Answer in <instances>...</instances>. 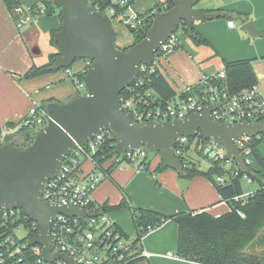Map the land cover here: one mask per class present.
I'll use <instances>...</instances> for the list:
<instances>
[{"label":"water","instance_id":"1","mask_svg":"<svg viewBox=\"0 0 264 264\" xmlns=\"http://www.w3.org/2000/svg\"><path fill=\"white\" fill-rule=\"evenodd\" d=\"M170 1L172 8L155 14L145 37L121 51L115 46L117 33L109 18L93 10L87 0H53L60 9L61 27L54 34V42L61 54L54 58L52 69H69L75 61L90 60L84 77L86 94L64 103H48L46 125L38 129L25 148L0 143V208L20 209L38 225L39 231L32 243L42 247L41 257L47 262L59 259L75 264L65 254L51 253L53 217L62 214L77 217L83 223L84 216L89 214L86 210L49 205L42 199L44 185L58 174L75 144L92 140L103 131L111 132L116 154L143 147L149 153L158 154L163 166L178 175L183 174V165L174 156L176 137L194 138L199 134L205 140L213 138L222 144L227 158L234 160L242 173L252 175L234 141L242 136L264 135V119L219 123L211 117L218 105H210L182 120L138 123L121 105L120 93L135 80L141 65H152L160 45L181 24L192 28L195 22L211 16L194 8L200 0ZM126 29L133 32L129 25ZM241 29L251 38L264 37V32L257 31L250 21ZM208 155L212 157L213 153ZM179 187L183 191L187 181L180 179Z\"/></svg>","mask_w":264,"mask_h":264},{"label":"built area","instance_id":"2","mask_svg":"<svg viewBox=\"0 0 264 264\" xmlns=\"http://www.w3.org/2000/svg\"><path fill=\"white\" fill-rule=\"evenodd\" d=\"M87 3L93 10L105 14L112 27L116 25L126 29L129 25L134 30L142 23L139 11L129 0H87ZM39 9L43 12L45 7L41 5ZM161 12H165L164 6H161V11H153L154 16ZM227 26L233 28L234 24L227 22ZM179 43V38L173 33L160 45L152 65H141L138 76L122 91V97L119 96L121 105L130 113L134 122L161 123L182 120L192 113H201L210 105H218L211 112V117L219 123L255 122L264 119V99L258 88L253 86L230 95L224 68L203 77L194 85L184 87L171 100L162 102L154 90L146 86V78ZM82 61L83 68L80 71L64 70L76 92L86 89L85 81L80 80L78 74L86 73L91 65L90 60ZM47 118L45 108L32 105L22 120L25 125H36L40 129L46 125ZM263 136L257 135L254 138L242 136L234 141L243 156L244 164L249 169L253 157L251 140H261ZM192 139L197 140L194 151L191 150L193 141L190 143L189 138L177 136L174 142V156L181 160L183 169L191 164L197 165L189 156L192 153L205 158L208 165L211 161L219 162L234 177L241 173L243 183H252L251 178L238 169L234 160L227 158V153L218 140L213 138L205 140L199 134ZM109 141L114 142L111 132L103 131L92 140L75 144L74 149L65 156L58 174L46 181L42 192V199L49 205L86 210L89 214L84 216L83 223L77 217L62 214H56L51 222L50 237L53 241L51 253L65 254L75 264H127L129 259L136 255L149 258V254L142 248V240L157 228L147 227L139 243L134 245L133 240L115 227L102 206L93 202V192L101 182L108 179L112 169L133 167L135 172L150 170L152 160L149 159V152L145 148L139 147L116 154L114 142L109 146L113 148L111 155L106 157L102 152ZM199 150L202 151V156L197 155ZM208 151L213 153L212 157H209ZM100 156L102 162L98 163L95 157ZM197 166L203 169L201 163ZM215 181L219 185H224L226 178L218 176ZM248 194L243 193L234 198V201H242L245 204ZM236 212L241 218L244 217L240 210ZM38 231V225L22 210L0 208V264H66L59 259L53 262L42 259V247L32 243ZM35 232L37 233L34 236ZM163 257L186 261L171 252H166Z\"/></svg>","mask_w":264,"mask_h":264},{"label":"crops","instance_id":"3","mask_svg":"<svg viewBox=\"0 0 264 264\" xmlns=\"http://www.w3.org/2000/svg\"><path fill=\"white\" fill-rule=\"evenodd\" d=\"M17 1L20 8L11 12L0 0V128L19 123L32 105L41 106L49 100L64 103L77 96L63 70L23 77L33 65H45L49 55L57 51L50 43V33L61 27V20L60 10L56 8L50 16L40 14L31 20L26 11L34 5L40 6L43 0ZM195 9L211 15L193 24V29L207 44L197 46L184 36L189 45L180 43V48L157 65L175 94L218 72L225 63L250 60L257 80L255 87L264 99V37L251 38L241 29L250 21L257 31L264 32V0H200ZM227 22H233L234 27H228ZM41 39L46 43L44 57L38 49ZM73 65L71 71H80L83 61H75ZM6 133L3 130L0 137ZM256 152L264 162V141L256 146ZM149 159L152 162L148 172H135L133 167L112 169L110 178L101 182L92 194L97 205L113 208L124 204L108 215L126 237L135 232L131 208L150 210L165 217L191 211L218 217L230 209L205 177L186 180L187 187L181 191L178 174L171 169L156 170L158 157ZM259 171L264 174L263 168ZM253 183L243 187L244 194L258 189L249 186ZM263 232L258 241L263 248L259 251L264 255ZM142 248L149 258L134 264H191L163 257L166 252L176 254L177 251V226L171 220L145 236Z\"/></svg>","mask_w":264,"mask_h":264},{"label":"trees","instance_id":"4","mask_svg":"<svg viewBox=\"0 0 264 264\" xmlns=\"http://www.w3.org/2000/svg\"><path fill=\"white\" fill-rule=\"evenodd\" d=\"M3 1L7 9L11 12L20 8V4L17 0ZM129 1L134 4L136 0ZM41 5L45 7L43 12L39 9ZM41 5H34L26 11L31 20L40 14L50 16L55 8L60 10L59 7L53 4V0H43ZM161 6H164L165 11H167L172 8V3L170 0H164L144 12H138L142 23L132 32L133 44L140 42L145 37L152 24L154 17L153 11H161ZM58 16L60 18V14H58ZM239 18L241 19L240 16ZM180 27L182 34L193 44L197 46L207 44L206 40L201 37L193 27L188 28L186 24H181ZM58 30L50 33V43L57 51L49 55L48 62L45 65H33L23 75L24 78H33L55 71L52 69L54 58L61 54V50L54 42V34ZM180 47L179 43L174 51ZM116 48L119 49L118 47ZM127 49L128 48H124L121 51H126ZM223 68L225 69L226 84L230 95L249 89L257 84L250 60L228 62L224 64ZM61 70L64 71L65 69ZM78 77L80 80L84 81L85 73H79ZM146 84L148 88L154 90L162 102H167L175 96V92L157 68H154L146 78ZM122 94L123 92L120 93V98ZM77 96H79L78 93ZM50 102H53V100L44 102L41 107L45 108ZM38 129L36 125H25L23 120L17 124H6L5 127L0 128V136L3 130L7 131L1 143L10 144L18 148H25L32 142ZM263 139L264 137H262L261 140L252 139L251 142L253 146V158H255L264 169V162L256 152V146L260 144ZM192 141L193 139L189 138V142L191 143ZM112 143L114 142L109 141L104 147L102 154L106 157L111 155L110 153L113 151L112 147L109 148ZM156 155L159 159L158 168L156 170L168 169L163 166L160 156L158 154ZM197 155L202 156V151H197ZM100 158L101 156L98 158L95 157L98 163L102 162ZM251 172L252 175L248 176L251 178L252 182L257 183L258 189L253 193H249L245 199L246 203L243 204L242 201H234V198L243 194L241 173L239 176L234 177L230 171L225 170L219 162L215 161H211L205 169H201L195 164H191L184 168L183 174L178 175L179 179L191 180L195 177H205L213 184L221 200L229 204L230 209L218 217H214L204 211H191L165 217L150 210L131 208V218L136 235L133 240L134 245L139 243L147 227L159 228L164 222L171 220L177 226L176 255L183 260L196 262L198 264H264V256L246 252V248L256 239L259 232L264 229V174L260 171L254 172L251 170ZM218 176L226 178V183L224 185H219L215 181ZM108 178H110V175ZM123 205L124 204L121 203L113 208L102 206V209L104 212L108 213L112 210L122 208ZM236 210H240L244 217L241 218ZM36 233L37 232H35L34 236ZM144 259L145 258L136 255L130 258L127 264H134Z\"/></svg>","mask_w":264,"mask_h":264},{"label":"rangeland","instance_id":"5","mask_svg":"<svg viewBox=\"0 0 264 264\" xmlns=\"http://www.w3.org/2000/svg\"><path fill=\"white\" fill-rule=\"evenodd\" d=\"M163 1L164 0H136L133 5H134V7L136 8L137 11L143 12V11H146V10L150 9L153 6H155L156 4H158L160 2H163ZM197 5H198V3L195 5L194 8H196ZM113 28H114V30L117 33V37H116V41H115V46L116 47H118L120 50H122L124 48H128V46H131L133 44L132 33H129L125 28H121V27H118L116 25H113ZM175 35L179 38L180 43H183V44L186 43L187 45H189V43L184 38V35L182 34L180 26L176 30ZM45 44L46 43L42 39L38 42V49L40 51H42L41 57H44ZM71 70H74V65L71 66ZM76 93H78L80 96H83V95L86 94V89L83 88V89L77 91ZM2 139H3V137H0V142H2ZM196 144H197V140L193 139V142L191 144V150L194 151V148H195ZM155 156H157L156 153H148V157L153 158ZM189 156L191 157L192 160H194V162L197 165L201 163L202 168L205 169V168L208 167V161L205 158L197 157V156H195L192 153H190ZM250 168L254 172H258L259 170H262V168L259 165V163L253 157L251 158V166H250ZM245 186L247 187L248 184L243 183V187H245ZM249 186L251 188L258 187L257 183H253V185H249ZM262 231H264V229ZM262 231L259 232L258 236L260 235V233ZM135 236H136L135 232L133 231V234L129 237V239L130 240H134ZM258 239L260 240V236H259V238L256 237V239L246 248V252L249 253V254H258V255L264 256L261 253V251H259V249H263V248H261V244L258 241Z\"/></svg>","mask_w":264,"mask_h":264}]
</instances>
